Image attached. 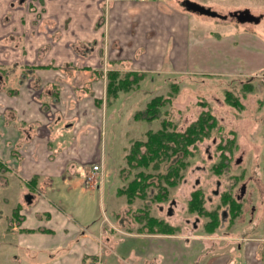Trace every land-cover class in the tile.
<instances>
[{"label": "rangeland", "instance_id": "obj_1", "mask_svg": "<svg viewBox=\"0 0 264 264\" xmlns=\"http://www.w3.org/2000/svg\"><path fill=\"white\" fill-rule=\"evenodd\" d=\"M10 1L11 7L22 11L23 18L28 20L31 17L30 24L24 27L43 28L48 45L56 39V25L43 20L39 13L40 0ZM227 20L232 25L236 22L231 18ZM21 22L23 27V21ZM252 25L255 36L264 42V17ZM203 28L206 30L204 33H208L210 27ZM213 29L223 31V35L236 34L233 27ZM210 66L204 60L192 61L189 69L182 73L157 66L154 71L145 73L129 90L119 91L117 96L110 94L100 108L99 136L97 138L96 135V140L93 143L91 141L87 147L90 154L86 160L75 161L74 166L67 161L59 170H47L46 174L37 173L33 176L37 195L35 192L27 194H33L36 203H32L34 199L28 205L23 201V193L29 190L23 177L19 174H8V185L4 188L0 186V264H11L19 247L17 242L23 235H31V245L27 247L30 249V260L33 264H45V258L47 264H56L71 248V255L68 257L73 261L71 263L90 264L94 257L89 253L91 243L99 252L97 264H141L142 260L154 261L153 254L159 261L163 253H170L171 250L177 254L175 264H214L213 255L216 253L235 258L239 254L241 260L242 251L235 250L238 236L252 232L262 235L263 222L257 227L255 218V224L239 222L230 228L228 219H225L220 227L208 234L202 228L204 218H197L196 213H189L186 206L189 193L196 189V183L207 210L225 209L224 205L219 204V195L228 189L234 195L237 186L242 182L246 183L247 191H253L254 200L251 203L257 207L264 204V70L258 75L241 78L210 73L207 71L213 68ZM107 80L103 78V84ZM157 95L165 100L159 117L152 120L136 119L135 111L144 109L147 102ZM208 111L217 120L216 127L219 131L214 128L200 141L189 146L191 151L185 158L186 167L182 171L181 179L175 187L167 188L166 201L162 203L149 197L134 195L130 196L132 201L128 203V197L117 193L119 187L125 186L141 170L160 179V175L165 173V167L172 162H161L157 168L130 167L125 156L135 141L145 140L148 130H158L162 119L171 121L176 129L182 130L189 122L200 117L201 113ZM62 127V131L54 136L50 144L58 152H63L75 140L72 125ZM215 136L216 141L222 140L220 145L226 148L219 149L212 143ZM225 139L232 143L227 144ZM238 157L241 160L236 162ZM88 162L90 165L101 162L103 171L100 177L90 173V167L84 165ZM218 166L222 167L220 171ZM19 199L25 205L19 210L24 209L22 213L25 218L20 225L23 230L19 229L20 226L11 224L12 209L17 207ZM171 200H174L175 205L172 206L173 213L171 212L168 223H174V234L179 237L168 234L147 235L149 233L146 229L138 230L139 224L135 217L141 207L147 206L151 215L165 217V208L158 211L157 202L166 207ZM35 209H38L36 215ZM243 217L246 218V215ZM186 219L189 223H186ZM192 223H196L195 230L192 229ZM8 225L10 231L5 230ZM66 227L70 229V236L64 230ZM181 229L184 230L181 232ZM226 235L233 239H223L218 244ZM185 236H190V239L186 241L183 238ZM35 237L42 240L32 242ZM66 238L67 241L63 240ZM225 241L232 242L225 244ZM59 244L65 246L56 249Z\"/></svg>", "mask_w": 264, "mask_h": 264}, {"label": "crops", "instance_id": "obj_2", "mask_svg": "<svg viewBox=\"0 0 264 264\" xmlns=\"http://www.w3.org/2000/svg\"><path fill=\"white\" fill-rule=\"evenodd\" d=\"M181 1L40 0L42 19L56 25V39L48 45L43 28L24 27L30 24L31 17L23 18L19 8L11 7L10 0H0V68L6 69L0 74L2 188L8 185V174L21 175L29 189L22 196L28 205L30 202L24 200V195L27 192L37 195L34 175L59 170L67 161L73 164L86 160L90 154L87 147L99 136L100 108L109 96L103 78L108 79L109 71H116L120 76L133 73L139 81L145 73L160 66L171 72H186L192 61L197 60L209 63L213 67L207 70L210 73L241 78L264 70V42L255 36L252 23L235 20L232 25L227 20L229 17L220 19L186 11ZM191 1L220 14L249 9L260 19L264 17V0ZM203 27H210L208 33H204ZM213 27L220 30L233 27L236 34L223 35V31ZM81 49L84 50L80 52ZM99 99L102 103L97 105ZM67 124L72 125L75 140L63 152H58L50 147L51 140ZM89 163L84 165L90 167ZM23 201L18 200L20 209L25 206ZM262 206L258 210L264 216ZM23 211H19V223L13 219L12 226L22 224ZM37 212L35 209L34 214ZM9 229L10 225L5 230ZM64 230L70 236V229ZM30 236L19 238L11 264H33L27 247L31 245ZM34 239L32 242L42 240ZM89 245L92 246L89 253L97 264L99 252L93 243ZM64 246L59 244L55 248ZM71 251L72 248L56 264H73L68 258ZM163 255L157 264H175L174 251ZM216 255L214 264H264V233H253L241 260L239 254L234 259L228 254ZM44 261L47 264V258ZM152 261L142 260L141 264H152Z\"/></svg>", "mask_w": 264, "mask_h": 264}, {"label": "trees", "instance_id": "obj_3", "mask_svg": "<svg viewBox=\"0 0 264 264\" xmlns=\"http://www.w3.org/2000/svg\"><path fill=\"white\" fill-rule=\"evenodd\" d=\"M24 71V69H21ZM20 70V71H21ZM6 69L0 68V74ZM19 72V71H18ZM20 73V72H19ZM108 80L106 83L107 95L112 94L117 96L119 91H127L134 84L138 82V75L133 73H125L123 76L116 71H109ZM37 85V84H36ZM37 87V86H36ZM45 89H42L44 94ZM163 98L160 95L152 97L146 104L144 109L136 110L134 117L136 119L152 120L159 117V111L163 105ZM102 103V99L96 101L99 105ZM217 124V120L213 118V115L208 113H201L200 117L190 122L182 130L176 129L169 120H161V127L158 130H148L146 132V139L135 141L128 153H126L125 160L130 167L134 168H150L159 167V163L167 161L170 162L165 167V173L160 175V179L155 175L146 174L141 170L137 173L133 179H131L125 186L117 189L118 194H124L128 197L127 202L131 203L130 196L138 195L141 198H147L153 200H161L163 197H167V188L175 187L178 181L181 179L182 171L186 167L185 158L187 154H190L191 149L189 146L196 141H200L204 136L208 135ZM231 144V140L226 142ZM219 143L218 148L223 149L225 146H221ZM143 148V150H141ZM221 156H224L221 153ZM220 171L222 167L218 166ZM34 180V179H33ZM159 181V183H158ZM164 182V184H162ZM148 188L154 190L155 194L150 197V191ZM228 203L232 206V210L239 204L232 196H226ZM204 197L201 191L198 189L192 192V200L189 202V209L191 212L205 214L208 218L212 219L208 229L212 230L219 221V210L214 208L213 210L204 211ZM19 207L12 209V214L16 224L21 220L19 214ZM149 220L152 221V217L146 214ZM234 217V213H233Z\"/></svg>", "mask_w": 264, "mask_h": 264}, {"label": "flooded vegetation", "instance_id": "obj_4", "mask_svg": "<svg viewBox=\"0 0 264 264\" xmlns=\"http://www.w3.org/2000/svg\"><path fill=\"white\" fill-rule=\"evenodd\" d=\"M217 124H218V122H217ZM217 124L214 126V128H216V130H218V128L216 127V126H218ZM232 138H233V135H232ZM216 140H217V137L216 136L213 137L212 143L216 144V146L218 148V144L220 142H223V141L220 140L219 142H217ZM225 141L227 142L228 140L225 139ZM219 151H222V150H219ZM238 158H240V160H241V157H238ZM237 159H236V162H237ZM249 181H250V179H249ZM217 183L220 184L219 181H217ZM232 186H233V184H232ZM194 188H196V189H193L191 191V193H189V198L187 201L186 208H187L189 213H196V212H191L189 209V202H190V200H192V192L198 190V188H199L197 183L195 184ZM154 194H155L154 190H151L150 191V197H153ZM219 196H221V198H220L221 202H219V204L224 205L225 209L223 208V210L221 209L219 211V221L212 230L208 229V226H209V224H211L212 219L205 216V214H203V212L202 213H196L197 218L200 216V217H203L205 220L204 224L202 226L205 233H208V234L213 233L218 227H220L222 225V223L225 219H228V223H229L230 228L234 227L239 222H244V223L250 222V223L255 224V222H254L255 218H257V221H256L257 227L260 223L264 222V216L260 215V211L258 210V207L255 206V204L251 203V201L254 200L253 199L254 194H253V191H251V190L247 191L246 183L242 182L239 186H237V189H236L234 195H233V193H231V189H228L226 191H223V193H221ZM226 196L234 197L235 201L239 204L238 206H236V208H234V210H232V206L230 205V203L226 202L227 201ZM167 199L168 198L165 196V197L161 198V200H154V201H161L163 203V201H166ZM168 203H169V205H166V207H163V206H161V204H159L157 202L158 211H163V209L165 208V210H164L165 211L164 212L165 217H160L159 215H151L148 212L147 206L141 207L139 212L137 213V215L135 217V221L137 222V224H139L138 230L146 229V231L149 233L147 235L168 234V235H172V236H177L176 234H174L175 233L174 231H176L174 228V223H173V225L168 223V220L170 221V219H171L170 216H171V212H172V206L175 205V202H174V200H171ZM203 206H204V211H207L205 204ZM233 213H234V217H233ZM146 214H148L149 216L152 217V221L149 220V217ZM243 215H246V218H244ZM12 218L14 219V217H12ZM262 218H263V220H262ZM186 220H187L186 223H189L188 219H186ZM192 227H193L192 229L195 230L196 229V223H192ZM166 230H168L169 232L165 233L164 231H166ZM183 230L184 229H181L180 231L182 232ZM253 233H255V232H252L249 235L238 236L237 239H239V240L236 242V245H235V250H237V252L238 251L244 252L246 250L247 243L251 240V236L253 235ZM177 237H179V236H177ZM231 237L229 235L222 237L220 239L221 241L218 244H220L223 239L227 240ZM183 238L186 241H188V239H190V236L189 237L185 236ZM231 239H233V237ZM230 242H232V241H230ZM230 242L225 241V244H229ZM202 244H204V243H202ZM212 247H209V248H212ZM231 249L233 250V248H231ZM216 254H214L213 256H217ZM218 254L220 255L221 253H218ZM153 256H154L153 257L154 261H157L155 254H153ZM162 256H164V255H162ZM97 259L98 258H96L95 260H97ZM90 264H94V261L92 260L90 262Z\"/></svg>", "mask_w": 264, "mask_h": 264}, {"label": "water", "instance_id": "obj_5", "mask_svg": "<svg viewBox=\"0 0 264 264\" xmlns=\"http://www.w3.org/2000/svg\"><path fill=\"white\" fill-rule=\"evenodd\" d=\"M181 5L185 8L186 11H190L201 15L216 17L220 19H227L229 17L235 19L237 22L240 23H245V22L257 23L260 19L259 16L252 14L249 9L235 10V11H230L227 14H220L209 7H205L191 0H183L181 1ZM239 161L240 158L237 159V162ZM24 200L27 202H31L32 195L25 194Z\"/></svg>", "mask_w": 264, "mask_h": 264}, {"label": "built area", "instance_id": "obj_6", "mask_svg": "<svg viewBox=\"0 0 264 264\" xmlns=\"http://www.w3.org/2000/svg\"><path fill=\"white\" fill-rule=\"evenodd\" d=\"M102 171H103V165L101 164V162H99L98 164L90 165L91 174H95V176L100 177L102 175Z\"/></svg>", "mask_w": 264, "mask_h": 264}]
</instances>
